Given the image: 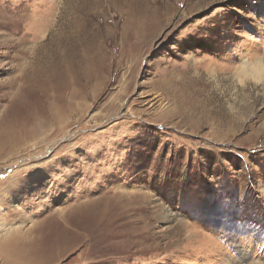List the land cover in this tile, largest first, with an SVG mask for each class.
I'll list each match as a JSON object with an SVG mask.
<instances>
[{
  "label": "rangeland",
  "instance_id": "374dc122",
  "mask_svg": "<svg viewBox=\"0 0 264 264\" xmlns=\"http://www.w3.org/2000/svg\"><path fill=\"white\" fill-rule=\"evenodd\" d=\"M0 264H264V0H0Z\"/></svg>",
  "mask_w": 264,
  "mask_h": 264
},
{
  "label": "trees",
  "instance_id": "16d2710c",
  "mask_svg": "<svg viewBox=\"0 0 264 264\" xmlns=\"http://www.w3.org/2000/svg\"><path fill=\"white\" fill-rule=\"evenodd\" d=\"M233 161H235L233 164H232V166H238L240 163H241V161L240 160H236V157H234L233 155L231 156V158L228 160V162L229 163H232ZM250 161H252V162H255V161H253V159H250ZM256 166H258L259 168H260V166L259 165H256ZM205 181H204V178L203 177H199L198 179H195L194 180V183L195 184H202L203 185V183H204ZM227 196H232V192L231 191H228L227 192ZM188 216V215H187Z\"/></svg>",
  "mask_w": 264,
  "mask_h": 264
}]
</instances>
